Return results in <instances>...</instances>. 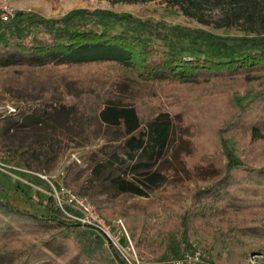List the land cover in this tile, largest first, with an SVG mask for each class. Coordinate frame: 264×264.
<instances>
[{
	"label": "trees",
	"instance_id": "obj_1",
	"mask_svg": "<svg viewBox=\"0 0 264 264\" xmlns=\"http://www.w3.org/2000/svg\"><path fill=\"white\" fill-rule=\"evenodd\" d=\"M109 1L135 4L143 0ZM172 1L184 16L198 21H202L198 13L204 5L218 8L221 11L215 27L231 29L237 25L245 36L216 37L97 9L75 10L52 20L39 13L16 11L13 17L0 21V88L26 105L17 114L0 116V152L11 153L38 143L20 135L19 129L31 118L45 121L62 115L80 144L103 140L83 155L81 164L72 161L63 169V185L71 183L79 194H86L87 181L105 183L119 196L146 198L147 192L164 184L166 176L160 163L169 146L173 119L179 116L160 110L142 117L130 99L134 88L139 83L167 87L264 72V0ZM107 64L125 68L136 77L121 73L118 82L99 76L101 81L92 76L76 85L74 79L71 82L73 72ZM10 73L14 77L7 79ZM243 113L240 118L248 119L251 138L264 139V92L253 97ZM40 142L60 144L51 135ZM229 171L227 167L216 184L200 188V193L215 204L202 207L201 217H217L224 223L228 212L264 213V168H245L237 178L228 177ZM129 174L133 181L121 177ZM234 185L236 193L232 194ZM37 203L40 212L31 213L0 201V242L38 235L51 226L59 228L39 246L33 245L20 264H58L56 260L62 257V264H126L114 247L106 251L104 236L89 226L73 223L52 198ZM186 217L179 221L183 241ZM224 235H230L232 243L239 240L242 255L264 254V226L260 224L229 228ZM17 257L13 252H2L0 264H13Z\"/></svg>",
	"mask_w": 264,
	"mask_h": 264
},
{
	"label": "rangeland",
	"instance_id": "obj_2",
	"mask_svg": "<svg viewBox=\"0 0 264 264\" xmlns=\"http://www.w3.org/2000/svg\"><path fill=\"white\" fill-rule=\"evenodd\" d=\"M0 7L12 9L14 13H39L46 20L57 19L80 9L109 10L172 28L208 32L216 37L245 36L243 29L237 25L231 29L215 27L214 21L220 17L221 10L209 7L208 4L198 13L202 21L196 20V17L184 16L172 0H143L135 4L109 0H0ZM153 41L160 45L157 40ZM119 69L113 64L96 65L87 71L83 69L73 72L71 82L74 79L76 85L78 81L82 82L92 76L118 82L117 77L123 76L121 73L132 79L136 77L125 68ZM7 76V79L14 77L13 73ZM111 80L108 79V82H112ZM103 84L106 86L105 81ZM133 92L130 99L137 104L142 117L160 110L169 111L171 116H179L173 119L169 146L160 163L165 172V183L147 192L146 198L119 196L110 191L105 183L90 184L87 181L85 188L88 187L89 190L86 194H79L71 183L65 186L88 198L108 224L118 218L122 220V227H117L113 232L122 234L118 239L117 249L125 258L126 264H175L182 260L183 255H190L194 251L201 255L198 264H264V254L242 255L239 240L232 243L229 241L230 235H224L229 228L243 224L264 226V213L259 210L228 212L223 216L224 223L217 217L203 219L200 215L204 210L202 207L215 205L200 193V188L210 187L220 181L225 176L227 167L230 170L228 177L233 178L241 176L245 168H264V139L251 138L246 127L248 119L240 118L252 98L264 92V72L252 71L245 75L174 83L167 87H160L155 83H139ZM25 106L24 102L16 101L0 88V113ZM30 120L19 129L20 135L38 143L11 153L0 152V162L8 165L4 169L5 173L0 172V201L4 200L21 210L39 213L40 205L37 202L50 197V187L45 180L29 175L26 171L46 174L50 177V182L55 184L59 181L55 176L58 168L64 169L72 163L68 161L71 153L82 163L83 155L97 148L103 140H90L89 143L80 144L73 137L72 130L66 126L62 115L45 121L33 118ZM46 135L56 138L60 144L48 146L45 142H40ZM240 162L243 165L236 164ZM19 177L26 178L25 181L31 182L34 187H28L23 181L21 183L19 179L23 178ZM121 177L133 181L130 174ZM236 186L230 188L232 194L236 193ZM248 198L251 204H255L250 196ZM186 214L188 228L184 232L186 240L183 241L179 221ZM58 229L51 226L38 235H23L10 242L1 241L0 253L7 251L18 254L19 257L13 264H20L33 245L39 246ZM102 242L109 252L111 248L107 247V240ZM62 260L63 257L56 261L62 264Z\"/></svg>",
	"mask_w": 264,
	"mask_h": 264
},
{
	"label": "built area",
	"instance_id": "obj_3",
	"mask_svg": "<svg viewBox=\"0 0 264 264\" xmlns=\"http://www.w3.org/2000/svg\"><path fill=\"white\" fill-rule=\"evenodd\" d=\"M14 16V11L12 9H6L4 7H0V21H6L10 17ZM20 109V108H19ZM19 109L13 108L4 112V114L0 113V116L6 115H14L19 112ZM69 162L74 161L76 164L81 163L78 158L71 153L68 159ZM5 168H8V165L4 164L2 161L0 162V172H4ZM29 175L38 177L40 180H45L50 187V197L52 198L54 204L58 209H61L63 214L71 219V221L76 224H79L81 227H90L91 230L97 232L101 236H104L105 241L112 244V246L119 251L117 248L119 246L118 239L122 235H119L113 231L120 226L122 227V220L116 219L112 224H108L105 222L103 217H100L97 209L93 206V204L89 201L88 198L81 196L75 193L74 190H70L65 185L62 184L60 178H63V169L58 168L57 173L55 174L56 178L59 180L58 182L51 183L50 177L46 176V174H35L32 171H26ZM5 173V172H4ZM38 189V188H35ZM112 228V229H111ZM119 231V230H118ZM201 255L199 252L194 251L190 255L185 254L180 262L175 264H198L199 258Z\"/></svg>",
	"mask_w": 264,
	"mask_h": 264
},
{
	"label": "crops",
	"instance_id": "obj_4",
	"mask_svg": "<svg viewBox=\"0 0 264 264\" xmlns=\"http://www.w3.org/2000/svg\"><path fill=\"white\" fill-rule=\"evenodd\" d=\"M19 178H23V179H19L20 181H21V183H22V181L25 183V185H27L28 187H31V182L29 183V182H27V181H25V180H27L26 178H24V177H19ZM18 180V179H17ZM33 186V185H32ZM34 187V186H33ZM33 189H35V188H33ZM36 190V189H35Z\"/></svg>",
	"mask_w": 264,
	"mask_h": 264
},
{
	"label": "water",
	"instance_id": "obj_5",
	"mask_svg": "<svg viewBox=\"0 0 264 264\" xmlns=\"http://www.w3.org/2000/svg\"><path fill=\"white\" fill-rule=\"evenodd\" d=\"M107 247L111 248L112 244H110L109 242L107 243Z\"/></svg>",
	"mask_w": 264,
	"mask_h": 264
}]
</instances>
